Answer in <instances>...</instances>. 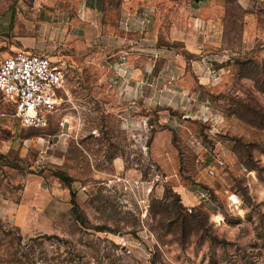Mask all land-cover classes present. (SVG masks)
<instances>
[{
	"label": "rangeland",
	"instance_id": "obj_1",
	"mask_svg": "<svg viewBox=\"0 0 264 264\" xmlns=\"http://www.w3.org/2000/svg\"><path fill=\"white\" fill-rule=\"evenodd\" d=\"M19 51L67 83L0 95V264H264V0H0Z\"/></svg>",
	"mask_w": 264,
	"mask_h": 264
},
{
	"label": "built area",
	"instance_id": "obj_2",
	"mask_svg": "<svg viewBox=\"0 0 264 264\" xmlns=\"http://www.w3.org/2000/svg\"><path fill=\"white\" fill-rule=\"evenodd\" d=\"M67 74L43 54L19 51L0 57V95L15 106L25 129H43L60 106Z\"/></svg>",
	"mask_w": 264,
	"mask_h": 264
},
{
	"label": "crops",
	"instance_id": "obj_3",
	"mask_svg": "<svg viewBox=\"0 0 264 264\" xmlns=\"http://www.w3.org/2000/svg\"><path fill=\"white\" fill-rule=\"evenodd\" d=\"M140 24L142 25V26H144L145 24H147V20H145V18L144 19H142L141 21H140ZM27 45V47H26V50H28V48H32L33 46H32V44H26Z\"/></svg>",
	"mask_w": 264,
	"mask_h": 264
},
{
	"label": "bare ground",
	"instance_id": "obj_4",
	"mask_svg": "<svg viewBox=\"0 0 264 264\" xmlns=\"http://www.w3.org/2000/svg\"><path fill=\"white\" fill-rule=\"evenodd\" d=\"M235 201V203H237V201L236 200H234Z\"/></svg>",
	"mask_w": 264,
	"mask_h": 264
}]
</instances>
